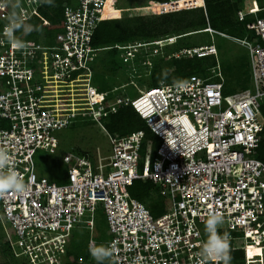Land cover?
Masks as SVG:
<instances>
[{"label": "built area", "instance_id": "built-area-1", "mask_svg": "<svg viewBox=\"0 0 264 264\" xmlns=\"http://www.w3.org/2000/svg\"><path fill=\"white\" fill-rule=\"evenodd\" d=\"M10 2L24 23L46 0H0L5 5ZM172 2L151 5L165 10ZM261 2V8L237 13L240 23L252 18L243 39L208 30L248 51L251 88L233 95H224L219 64L208 68L204 78L194 75L178 83L161 82L156 88L140 87L135 77L150 75L154 59L217 58V48L213 44L166 56L164 45H173L178 38L95 48L99 25L110 21L103 18L110 0H79L75 6H65L61 30L47 46L18 40V29L12 34L9 29L6 35L3 29L12 9L0 8V150L9 153L11 166L29 189L24 195L0 192V219L14 231L16 239L8 240L16 257H29L34 264H62L71 233L76 228L93 231L98 209L105 214L111 234L105 245L111 264H224L199 254L206 239L203 221L212 211L224 218L218 231L228 236L226 255L264 249ZM105 50L120 53L129 82L101 93L89 81ZM45 64L59 81L78 72L87 74V115L107 133L112 150L96 166L87 155L64 156L62 161L70 168L67 184L61 186L38 176L35 157L38 151L54 154L59 146L55 133L69 128L78 114L57 116V111L45 107V88L38 81ZM129 86L138 94L134 99L124 96ZM125 107L137 113L157 145L143 130L124 137L106 130L100 119ZM137 181L159 189L169 204L165 215L154 217L146 205L131 198L129 190Z\"/></svg>", "mask_w": 264, "mask_h": 264}, {"label": "rangeland", "instance_id": "rangeland-1", "mask_svg": "<svg viewBox=\"0 0 264 264\" xmlns=\"http://www.w3.org/2000/svg\"><path fill=\"white\" fill-rule=\"evenodd\" d=\"M109 4L110 5L107 7V9L110 10L119 8L120 19L127 21L130 20L132 22L136 18H144L146 20H152L160 24L164 21L163 16H165V14L175 12L176 10L180 9L183 11L186 10L183 9L185 7V3L182 0H175L172 3L166 5L165 10L153 9L151 2H148L147 0H110ZM262 5L263 4L261 0H241L240 7L243 11L248 12L255 8H261ZM188 6H192V4ZM192 7L195 8L196 6ZM197 17L198 16L196 14H189L187 16H181L178 19H182L180 25L185 26L192 20H196ZM46 21L47 20H45V18L39 16L37 19L30 22L21 23L22 26L18 28L17 39L20 41H36L46 46L53 44L54 36L51 37L52 33L49 31L41 33L39 31L40 27L44 25L46 26ZM57 23L55 25L53 35L56 34L57 31L59 32L61 29V26H59ZM172 23L167 25L172 28ZM206 23L210 24L217 30H221L228 35H231L232 37L243 39L245 36V34L240 31V27L238 26L237 22L235 26L233 25V27L226 30L225 26L223 25L221 15L216 17V14H210V17L206 19ZM188 30L189 29L185 30L184 32H187ZM99 33L100 35L104 34L109 37L113 36L117 40H122L127 36L125 30L114 24L107 23L100 25ZM213 36L214 35H212L211 39L213 40L219 52L217 60L224 69L223 74L227 84V92H224V95H233L237 91L235 82L233 80L239 75L238 73L243 72L244 74L248 75V77H250L251 70L248 51L246 48L234 43L229 39L216 35L213 38ZM191 42L193 43L190 44ZM210 43L209 35L199 34L191 36L189 39L183 40L180 46L191 48L192 46L209 45ZM163 49H167L168 52H173L172 50H174V46L166 48L164 47ZM101 54V58L93 66L94 73L91 77V80L89 81L91 86L94 87L98 92L102 93L110 91L114 87L128 83L129 80L124 75L122 69L116 76L114 75V68L120 63L119 60L116 59V51H106ZM209 61L214 63L213 58H210ZM165 64L166 63H161V68L167 67ZM38 79V81H40L45 88L46 108L57 111V116H59V111L75 112L78 114V117L74 120L72 127L62 129L55 133V136L59 140V146L56 149V152L54 154H50L47 151H38L35 157L38 176L45 177L51 182H54L56 185L61 186L67 184V172L70 168L63 163L62 160L64 156L68 154H75L77 156L87 155L94 166H96L111 155V145L107 133L99 125H97L90 116L87 115L89 107L85 96L86 84L88 82V76L86 73L78 72L69 81H59L53 78L50 68L45 64L40 67V78L38 77ZM135 79L140 87L146 86L147 88H154L159 86V84H157L159 81V76L156 73H154V75L148 74L137 76ZM179 81L180 80L176 79L170 83H178ZM244 85L245 84L240 83L239 88ZM246 85H248V89L251 88L250 83ZM0 92H3L1 88ZM137 95L138 94L132 86H129L125 89V97L134 99L137 97ZM100 121L111 135L117 137H124L131 132L142 128L145 129L144 126L142 127L143 124L140 122V120L134 115L131 118L121 113L118 115H108L100 119ZM259 153L264 160V146H261ZM104 163H106V161ZM152 186L154 185L151 183H138L137 188L129 190L131 198L144 203V205L149 208L146 202L143 201L147 194V187ZM152 195V206L149 208V210L154 217L165 215L168 211V200L159 194V189L157 187H155L153 190ZM94 220L95 228L93 231L90 232L85 229L76 228L71 233V238L69 239L70 245L72 243L77 249L79 255L83 258L88 256L87 246L89 239L95 241L97 245L104 246L111 239V234L106 222V216L101 209H98ZM1 222L0 238L4 239L10 237L11 239L15 240L16 238L14 237L10 223L4 219L2 224ZM249 257L250 264H264V249L260 250L259 252L257 251L255 253H250ZM17 258L21 259L18 264L32 262L29 257L22 256ZM8 262V264H14L12 259H9ZM3 263L4 261L1 262V264ZM62 264H67V257L64 259Z\"/></svg>", "mask_w": 264, "mask_h": 264}, {"label": "trees", "instance_id": "trees-1", "mask_svg": "<svg viewBox=\"0 0 264 264\" xmlns=\"http://www.w3.org/2000/svg\"><path fill=\"white\" fill-rule=\"evenodd\" d=\"M79 0H46L44 5L39 9L38 13L30 20H35L39 16L42 18H45L46 21V26H42L39 28V31L41 33L49 31L52 33L51 37L54 36L53 32L55 30V25L56 23L59 24V26L62 27V22H63V10L65 6L72 5L75 6L78 3ZM148 2L151 3H157V4H163L167 3L170 1H175V0H147ZM184 8L185 9L188 5L196 6L197 9H191V10H182L181 12H176L180 10H176V13H168L163 16V22L158 24L155 21H150L146 20L144 18H136L134 19V23L130 20H123L120 19L119 16V8H114V9H107L106 12L103 14V18L105 20H110V21H105L102 22L101 24H114L118 26L119 28L125 30L126 32V37L123 38L122 40H117L115 37L107 36V35H100L99 29L100 25L96 31L95 37H94V42L93 46L95 48H109L113 47L114 45H126L130 43H134L137 41H148V42H154V41H159V40H164V39H169V38H178L175 44L169 45L166 47H173L174 50L173 52H168L167 49H163L166 51V56H170L174 53L180 52L184 49L186 50H191L195 47H204V46H210L213 45L214 42L211 39L212 35L219 36L217 34H211L208 30H212L214 32L218 33H224L228 35L227 33L217 30L214 27H212L210 24L206 23V19L210 17V14H216V17L218 15L222 17V22L223 25L225 26V29L228 30L229 28L235 26L236 22L238 23V26L240 27V31L244 34H246V25L249 24L252 21V18H247L245 23H240L238 22L237 19V13L242 10L240 7L241 0H187L183 1ZM190 2V3H187ZM204 3V4H203ZM204 6V8H202ZM195 7V8H196ZM189 14H196L198 17L196 20H192L189 24H186L185 26H181L180 23L182 19H178L181 16H187ZM29 21V22H30ZM173 22V23H172ZM172 23V28H170L167 24ZM189 29L187 32H184L185 30ZM61 30V29H60ZM182 31V32H181ZM58 33V31H57ZM199 34H206L210 36V44L209 45H200V46H192L191 48H186L184 46H180L182 44L183 40L189 39L191 36L199 35ZM213 36V38H214ZM231 36V35H228ZM232 37V36H231ZM189 41V40H188ZM191 42L190 44H192ZM215 45V44H214ZM165 47V48H166ZM216 47V46H215ZM106 51H116V59L119 60V64L116 65L114 68V75L116 76L118 72L123 68V61L120 58V53L117 50H105ZM218 51V49H217ZM102 52V53H104ZM219 54V52H218ZM102 56V54H101ZM101 56L98 58V60L101 58ZM210 58L214 59V63L209 61ZM97 60V61H98ZM96 61V62H97ZM95 62V63H96ZM94 63V65H95ZM161 63H166L167 67L161 68ZM219 64L218 60L214 56H207V57H202L199 58L197 56L194 57H186L182 58L181 60L174 59L172 58L171 60H166L163 58H156L152 62V68H151V73L150 75H154L156 73L159 76V81L157 84H160L161 82H168L170 83L173 80H180L184 81L186 78L194 75H198L200 77H207L209 74L207 72L208 68L215 67ZM220 65V64H219ZM222 73H224L223 67L220 65ZM76 74V73H75ZM74 74V75H75ZM239 75L234 78V82L236 85V90L240 89H246L250 83V77L248 75L244 74L243 72L238 73ZM73 75V76H74ZM72 76V78H73ZM224 76V74H223ZM71 78V79H72ZM70 79V80H71ZM225 79V78H224ZM69 81V80H66ZM243 83L245 84L241 88H239V84ZM227 84L225 81V86H224V92H227L226 88ZM238 86V87H237ZM156 88V87H154ZM226 94V93H225ZM61 112V111H59ZM75 113V112H73ZM124 114L127 115L129 118H131L133 115L140 120V122L143 124L142 127L144 128L139 129L143 130L146 133L147 139H152L155 142V145L158 144L156 141L154 134L146 127L145 123L140 119V117L137 115V113L131 108V107H125L120 110L118 114ZM116 114V115H118ZM262 114L264 116V105L262 106ZM60 115V113H59ZM73 123L70 125L72 127ZM137 130V131H139ZM135 132V131H134ZM132 133V132H131ZM264 146V144L262 145ZM85 156V155H83ZM263 160V159H262ZM138 183L140 184H148L151 182L143 183V182H136L131 189H135L138 187ZM152 184V183H151ZM147 186V185H146ZM155 189V186L152 187H147V194L146 197L144 198L143 202H146V204L149 206V208L152 206V200L153 199V190ZM144 204V203H143ZM1 222V219H0ZM2 224V222H1ZM3 227V226H2ZM87 230V229H85ZM13 231V230H12ZM89 231V230H88ZM91 232V231H90ZM14 233V231H13ZM15 237V234H14ZM90 240L88 241V246L87 249L89 248V243ZM71 246V248H70ZM257 252V251H255ZM255 252H250V253H255ZM259 252V251H258ZM249 254H245L244 251L242 250H236V251H231L228 254V260L225 261L224 264H246L249 262ZM12 259L14 264H18L21 259L15 257V254L13 253L8 238H0V261L3 260V264H8L9 259ZM89 255L83 258L79 255L77 249L69 244L68 252H67V264H97V262ZM249 257V258H248ZM1 261V262H3ZM108 261V262H107ZM0 262V264H1ZM103 263L105 264H111L109 259L104 260ZM24 264H34L33 262H25ZM250 264V262L248 263Z\"/></svg>", "mask_w": 264, "mask_h": 264}, {"label": "clouds", "instance_id": "clouds-1", "mask_svg": "<svg viewBox=\"0 0 264 264\" xmlns=\"http://www.w3.org/2000/svg\"><path fill=\"white\" fill-rule=\"evenodd\" d=\"M3 7L12 9L8 16V23L3 29L6 35H8V30L11 29L12 34L22 26V17L14 11L17 7L14 3L10 2L7 5L0 3V8ZM17 24H19V27L16 26ZM7 190H12L18 195H24L29 189L27 183L18 176L16 170L11 166L9 153L0 150V192ZM203 223L206 239L200 249V256L206 258L209 262L227 261L226 253L229 250L228 236L218 231L224 223L223 216L219 212H209ZM88 252L97 264H103V261L111 255L106 246L96 245L94 242L89 244Z\"/></svg>", "mask_w": 264, "mask_h": 264}, {"label": "bare ground", "instance_id": "bare-ground-1", "mask_svg": "<svg viewBox=\"0 0 264 264\" xmlns=\"http://www.w3.org/2000/svg\"><path fill=\"white\" fill-rule=\"evenodd\" d=\"M182 1H187V0H182ZM204 4V3H203ZM253 252H255V251H253Z\"/></svg>", "mask_w": 264, "mask_h": 264}]
</instances>
